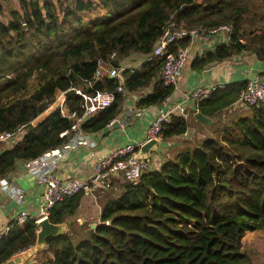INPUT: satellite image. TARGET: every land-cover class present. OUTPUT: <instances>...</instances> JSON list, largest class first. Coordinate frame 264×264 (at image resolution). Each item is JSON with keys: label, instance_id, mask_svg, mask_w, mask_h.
Wrapping results in <instances>:
<instances>
[{"label": "trees", "instance_id": "trees-1", "mask_svg": "<svg viewBox=\"0 0 264 264\" xmlns=\"http://www.w3.org/2000/svg\"><path fill=\"white\" fill-rule=\"evenodd\" d=\"M18 0L0 20V132L22 129L19 141L0 152V180L18 161L35 159L65 143L75 119L57 108L37 120L64 93L76 118L83 98L75 91L114 93L108 107L80 123L98 132L116 118L126 93L152 85L137 106L161 104L172 93L158 78L162 60L146 59L162 28L170 22L186 27L233 26L230 41L192 66L202 69L243 51L264 62V0ZM92 14H97L90 17ZM0 15L4 8L0 5ZM259 17L263 22L257 20ZM145 56L138 69L117 78L92 81L97 60L119 66L132 55ZM111 56H113L111 58ZM36 84L31 88V79ZM88 82H91L90 85ZM245 82L218 88L198 103L214 117L239 97ZM188 122L171 117L166 141L185 134ZM80 194L58 203L48 216L62 223L75 213ZM110 221V223H108ZM264 230V102L227 120L211 137L184 140L158 169L127 182L101 204L94 228L47 238V247L25 264H255L243 251L246 232ZM34 220L12 222L0 238V264L34 245Z\"/></svg>", "mask_w": 264, "mask_h": 264}, {"label": "built area", "instance_id": "built-area-1", "mask_svg": "<svg viewBox=\"0 0 264 264\" xmlns=\"http://www.w3.org/2000/svg\"><path fill=\"white\" fill-rule=\"evenodd\" d=\"M232 30L233 26L231 23H223L213 27L203 25L186 27L183 23L170 22L162 28L161 34L146 59L158 58L162 60L158 78L163 86L173 88L177 85L186 63L193 56H191V53L196 43L201 45V47L198 46L196 48L194 59L201 56L203 46L212 38L223 37L230 41ZM125 68L114 66L109 61L98 59L92 81H101L104 78H117L120 75V71L122 72ZM90 83L88 82L89 85ZM222 87L219 84L197 86L188 91L182 101L178 103L171 102L170 95L166 97L161 103L162 105L157 107L147 127L144 142L153 138L162 141V130L171 117H182L187 120L189 116L187 111L188 102H193L195 111H198V103L207 99L213 91ZM75 92L83 98V114L81 117L76 118L74 113L67 111L64 103V93L56 95L57 101L55 104V108L59 110L62 116L75 119L69 132L60 133L61 137L71 133V137L61 146L49 149L35 159L25 161L27 172L36 179L38 184L43 185V191L38 214L35 217H31L25 210H20L14 220L18 224L31 219L37 223L39 220L48 217L53 208L64 199L74 197L83 191L90 192L96 187L106 185L117 174H122L130 182L136 183L141 174L152 170L151 159L139 154V148L142 143H128L107 153L90 152L92 175L87 182L74 178L65 179L56 173L58 164L67 157L69 151L85 142L84 131L80 127L81 121L98 110L110 106L114 100V93L109 91L94 90L89 94L82 93L80 90ZM116 92L126 93L122 84L117 86ZM262 102H264V77H252L247 79L239 93L238 99L230 107L234 110L240 106L249 108ZM115 122L121 123L117 119H112L107 125H113ZM21 133V128H17L15 131H1L0 152L4 146H10L17 141ZM1 188L6 190L8 186L3 184ZM9 227L10 225L6 228L4 234L7 233ZM1 236L0 234V238Z\"/></svg>", "mask_w": 264, "mask_h": 264}, {"label": "crops", "instance_id": "crops-1", "mask_svg": "<svg viewBox=\"0 0 264 264\" xmlns=\"http://www.w3.org/2000/svg\"><path fill=\"white\" fill-rule=\"evenodd\" d=\"M0 5L4 8V15H0V20L3 22L7 21L6 13L8 7L19 9L18 0H0ZM228 40L229 39L223 37L212 38L203 46L201 56L195 59L202 58L206 53L213 51L215 47L228 43ZM198 46L201 47V45H198L197 43L194 45L191 53V56H193L186 63L177 85L172 88V93L170 94L171 102H181L184 95L197 86L219 84L225 87L231 83L246 82L247 79L252 77H264V62L259 61L256 56L249 51H243L238 55L212 62L202 69H197L192 66V63L195 60L194 54L196 53L195 50ZM129 60H136L138 63L135 64V66L133 65L132 67L126 68L138 69L144 62L145 56L136 54L132 55ZM151 89L152 85H149L136 92L126 93L121 112L116 118H114L121 123L115 122L113 125H107L98 132H84L85 142L69 151L67 157L58 164L56 173L65 179L74 178L87 182L92 175V160L90 158V152L98 151L100 153H107L128 143L143 144L147 127L149 126L157 107L162 105L159 104L146 108H140L137 106L138 100L145 94L151 92ZM188 104L187 111L189 116L187 118V131L181 136L174 137L176 141L174 147L171 143L172 138L169 139L171 142L166 140L169 143V147H173L172 151L175 147H180L184 140L195 141L209 137L206 136V134L212 130L213 136L224 122L234 118L238 114L248 111L249 109L243 106H240L235 110L228 107L217 116L210 117V124H203L196 121L193 116L195 113L193 102H188ZM54 108L55 106L48 108L44 112L45 114L43 113L44 115L42 114L43 116H40L41 119L48 115ZM227 110L233 113V117L227 118L225 116ZM217 120H221V123L218 125L216 124ZM34 123H36V120H34ZM176 138L179 140L177 141ZM191 138H194V140ZM169 147L164 149H168ZM159 149V147H156L149 153L148 158L151 159L152 170L158 169L161 165H159ZM164 160L165 158H163V161ZM127 182L130 181L126 179L125 176L117 174L113 176L106 185L96 187L90 192H81L79 205L75 213L68 216L64 221L66 232H80L94 228L95 225L99 223L103 200L108 196L118 194L124 183ZM3 184H7L8 188L6 190L1 188ZM42 191L43 185L38 184L36 179L27 172L25 161H18L14 169L6 176V178L0 180L1 235H3L6 228L14 222L15 217L20 210H25L31 217H35L38 214Z\"/></svg>", "mask_w": 264, "mask_h": 264}, {"label": "water", "instance_id": "water-1", "mask_svg": "<svg viewBox=\"0 0 264 264\" xmlns=\"http://www.w3.org/2000/svg\"><path fill=\"white\" fill-rule=\"evenodd\" d=\"M117 79L119 80L120 84H123V78L121 76V71ZM193 116L196 121L201 122L203 124L211 123V119L205 116L200 111H195ZM85 119H83L82 121H84ZM17 141H19V139H17ZM156 147L167 148L169 147V143L164 140L159 141L158 139H155V138L150 139L144 142L140 146L139 154L148 157L149 153ZM108 223H110V221H108ZM37 226H38V230H37V235H36V240H35L34 245L25 251L15 254L4 264H25L27 263L32 257L35 256L37 252L47 247V243H46L47 238L54 237V236H57V235H60L66 232V227H65L64 222L52 223L49 221L48 217H45L39 220L37 222Z\"/></svg>", "mask_w": 264, "mask_h": 264}, {"label": "rangeland", "instance_id": "rangeland-1", "mask_svg": "<svg viewBox=\"0 0 264 264\" xmlns=\"http://www.w3.org/2000/svg\"><path fill=\"white\" fill-rule=\"evenodd\" d=\"M202 1L203 0H197L198 3H201ZM258 1L261 2L260 0H258ZM262 5L263 6L257 10V12L259 13V16L262 13H264V4H262ZM96 15L97 14H92V15H90V17H94ZM257 20L260 23L263 22V20H261L259 17H257ZM137 63L138 62L136 60H134V61L127 60V61H124V62L120 63L119 66H121V67H132L133 65L135 66V64H137ZM35 84H36V76H34V78L31 79V88H33ZM56 101L57 100H55V103L52 106H55ZM225 116L227 118L233 117V113H231V111L227 110ZM41 117L36 120V123H37L38 120L40 121ZM220 123H221V120H217L216 121L217 125L220 124ZM212 134H213V130L209 131V133H207L206 136L210 137V136H212ZM191 139L194 140V138H191ZM176 140L178 141L179 139L176 138ZM167 141L168 142L172 141L171 143L173 144V147L175 146V143H176L175 138H172L171 141L170 140H167ZM173 147L170 146L168 149L160 148L158 150V152H159L158 155H159V158H160V162L163 160V158L166 159V158H169L172 155V153H173L172 148ZM242 240H243L242 249H243V251H245L246 253L249 254L250 259L252 260V262L255 263V264H264V230L260 229V230H255V231H252V232H246V234H245V236L243 237ZM36 257L39 258V254H37ZM32 259H33V257L31 258V260Z\"/></svg>", "mask_w": 264, "mask_h": 264}]
</instances>
